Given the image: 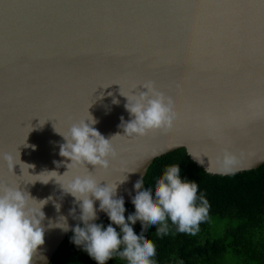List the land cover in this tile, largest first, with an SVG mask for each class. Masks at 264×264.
<instances>
[{
  "label": "water",
  "instance_id": "water-1",
  "mask_svg": "<svg viewBox=\"0 0 264 264\" xmlns=\"http://www.w3.org/2000/svg\"><path fill=\"white\" fill-rule=\"evenodd\" d=\"M147 82L171 97L176 115L171 127L128 136L122 125L135 117L126 96ZM80 121L111 140L116 156L107 169L72 168L57 182L91 173L125 204L154 160L180 148L210 174L259 168L264 0H0V183L47 200L34 264H50L82 224V201L49 173L68 171L62 134ZM225 150L235 157L226 174L217 171ZM95 206L97 223L107 214Z\"/></svg>",
  "mask_w": 264,
  "mask_h": 264
},
{
  "label": "clouds",
  "instance_id": "clouds-1",
  "mask_svg": "<svg viewBox=\"0 0 264 264\" xmlns=\"http://www.w3.org/2000/svg\"><path fill=\"white\" fill-rule=\"evenodd\" d=\"M143 87L147 91L138 97L126 96L129 101L126 108L135 117L122 125L128 136H142L150 130L171 127L176 115L171 97L166 98L156 91L153 82H147ZM149 93H152L151 98ZM91 123L95 124L96 121L93 119ZM62 135L67 143L61 145L60 155L71 160V163L67 164L68 171L63 175L56 171L49 172L55 180L57 176L65 177L72 168L88 164L107 169L110 166L108 158L116 156L111 140L88 122L74 123L69 133ZM3 158L12 169V154L5 153ZM234 161L235 157L225 150L217 171L225 174L233 172ZM206 170L211 171L210 168ZM181 173L180 164L169 165L156 180L154 189L141 190L143 180H138L134 184L135 195L129 193L135 212L127 216L125 199L123 196L117 197V187L108 184L102 186L91 173L75 175L64 183L56 180L65 193L75 197L76 202L82 201L79 204L82 214L78 219L83 226L77 224L72 229L73 242L78 247L82 246L97 264H107L114 255L126 260L127 264H155L156 245L144 235L147 226L159 225L156 234L165 235L169 231L167 221L170 218L179 232L195 235L201 222L209 215V201L203 195L198 196L197 182L182 177ZM96 201H99V211L105 212L110 220L106 227L93 222L98 219ZM35 202H41L42 206H34ZM46 203L47 200L37 201L28 192L21 191L19 186L0 183V264H34L38 250L45 244L42 225L45 213L42 209ZM70 214L76 218L75 208ZM137 222L142 226L139 234L133 227Z\"/></svg>",
  "mask_w": 264,
  "mask_h": 264
},
{
  "label": "trees",
  "instance_id": "trees-1",
  "mask_svg": "<svg viewBox=\"0 0 264 264\" xmlns=\"http://www.w3.org/2000/svg\"><path fill=\"white\" fill-rule=\"evenodd\" d=\"M173 164H180L182 177L197 182L198 196L203 195L209 201V215L195 235L179 232L170 218L165 235L156 234L159 225L147 226L144 235L156 245L155 264H264V164L232 175L210 174L191 159L185 148H180L154 160L141 190L154 189L156 180ZM125 206L126 216L135 212L132 201ZM214 216L236 223L222 234L211 236L210 221ZM109 223L107 215L97 222L105 227ZM133 227L137 234L142 230L140 222ZM73 235V231L67 235L50 264H97L82 246L73 242ZM107 264H127V261L114 255Z\"/></svg>",
  "mask_w": 264,
  "mask_h": 264
},
{
  "label": "rangeland",
  "instance_id": "rangeland-1",
  "mask_svg": "<svg viewBox=\"0 0 264 264\" xmlns=\"http://www.w3.org/2000/svg\"><path fill=\"white\" fill-rule=\"evenodd\" d=\"M235 220H230L226 218H219L218 216L212 217L210 221L209 233L211 236H218L223 233V231L229 226L234 225Z\"/></svg>",
  "mask_w": 264,
  "mask_h": 264
},
{
  "label": "snow or ice",
  "instance_id": "snow-or-ice-1",
  "mask_svg": "<svg viewBox=\"0 0 264 264\" xmlns=\"http://www.w3.org/2000/svg\"><path fill=\"white\" fill-rule=\"evenodd\" d=\"M7 170V169H6Z\"/></svg>",
  "mask_w": 264,
  "mask_h": 264
}]
</instances>
